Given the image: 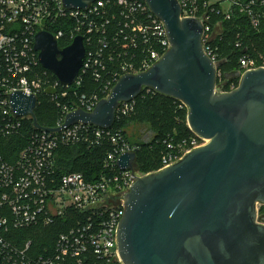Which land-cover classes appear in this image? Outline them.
<instances>
[{
  "label": "built area",
  "instance_id": "built-area-1",
  "mask_svg": "<svg viewBox=\"0 0 264 264\" xmlns=\"http://www.w3.org/2000/svg\"><path fill=\"white\" fill-rule=\"evenodd\" d=\"M177 2L181 18L193 17L202 24V49L215 64L216 76L230 74L220 69L228 59L217 45L223 38V23L239 17L245 27L258 30L264 21V0ZM42 30L52 33L60 47L82 37L84 58L71 84H61L41 66L34 37ZM242 35L240 30L235 32V49L242 47ZM168 48L163 22L142 0H92L83 9L66 8L63 0H0V138L25 135L13 162L0 154V264H85L88 259L120 263L116 228L123 196L137 177L146 174L135 168V159L132 169H120L116 163L120 154L139 149L125 138L122 128L112 127L134 111L136 97L118 104L109 128L77 122L49 131L32 123L34 130L24 132V121L32 118L12 113L10 94L34 95L35 108L41 97L52 102L58 112L52 127H60L66 114L76 109L92 111L121 76L146 70ZM259 67H264V45L259 50L243 48L233 74L239 82L244 72ZM237 85L228 84L230 90ZM221 87L215 83V91H230ZM151 91L155 90L144 89L139 95ZM204 143L194 133L177 144L169 142L158 170ZM75 145L106 148L94 180L88 181L78 171L62 172L57 166L59 149ZM56 224L61 230L43 252L32 238L19 233Z\"/></svg>",
  "mask_w": 264,
  "mask_h": 264
},
{
  "label": "water",
  "instance_id": "water-1",
  "mask_svg": "<svg viewBox=\"0 0 264 264\" xmlns=\"http://www.w3.org/2000/svg\"><path fill=\"white\" fill-rule=\"evenodd\" d=\"M92 0H63L83 9ZM164 24L169 48L144 71L119 78L92 111L76 109L59 130L77 122L109 128L115 109L144 89L171 97L187 109L188 128L205 143L176 162L137 177L123 196L116 228L121 264H264V67L248 70L236 88L215 91L216 67L202 49V24L180 17L177 0H142ZM41 66L63 85L77 77L84 58L81 36L60 47L56 37H34ZM16 116H31L36 98L9 96ZM136 155H119L117 166L132 169Z\"/></svg>",
  "mask_w": 264,
  "mask_h": 264
},
{
  "label": "trees",
  "instance_id": "trees-1",
  "mask_svg": "<svg viewBox=\"0 0 264 264\" xmlns=\"http://www.w3.org/2000/svg\"><path fill=\"white\" fill-rule=\"evenodd\" d=\"M240 20L241 18L235 17L231 22H224L223 38L217 42V45L228 55L227 61L221 63L220 69L231 71L230 74L224 73L221 77L216 76V86H222V90H230L228 84L232 81L235 83V86L238 83L233 70L236 68L237 58L241 54L242 49L259 50L264 45V21L258 30H253L245 27L240 23ZM238 30L243 33V43L240 49H235L233 41L235 32ZM64 45L66 44L64 43ZM135 101L134 111L117 123L114 121L112 127L117 126V128L124 130L127 125L136 122L149 125L155 133L153 137L149 140L134 143L139 147L135 153V168L142 173L157 171L161 166V156L165 152L166 145L169 142L177 144L179 141L188 140L193 136L186 122L187 109L184 106L180 107L181 103L178 100L155 91H151L144 96L138 95ZM34 114L36 122L41 127L54 126L58 118V112L52 102L48 103L42 97L38 99V105L35 108ZM24 123V132L34 130L31 120H25ZM123 132L125 134V131ZM24 136L20 134V136L0 138V154L9 162H13L17 157L19 150L25 142ZM105 150V147L92 150L78 145L61 148L56 154L57 166L62 172H81L88 181H92L101 171V162ZM263 211L264 207H260L258 213L260 214ZM60 230L61 227L57 224L45 228L23 229L19 233L24 238H32L34 245L38 247L39 251L43 252V247L49 248L53 245ZM33 231L36 232L35 235H33ZM85 264L100 263L95 259H88Z\"/></svg>",
  "mask_w": 264,
  "mask_h": 264
},
{
  "label": "rangeland",
  "instance_id": "rangeland-1",
  "mask_svg": "<svg viewBox=\"0 0 264 264\" xmlns=\"http://www.w3.org/2000/svg\"><path fill=\"white\" fill-rule=\"evenodd\" d=\"M125 131V135L126 138L128 139V141L130 143H135L137 141H145V140H149L153 137V135L155 134L152 129L149 127V125L147 124H143V123H131L129 125H127L124 129ZM258 212L260 210V207H264V205L262 204H258ZM264 212V211H263ZM261 212V213H263ZM260 213V214H261ZM258 213V220L261 222H264L260 217V215ZM57 225V224H56ZM36 232L33 231V235H35Z\"/></svg>",
  "mask_w": 264,
  "mask_h": 264
},
{
  "label": "flooded vegetation",
  "instance_id": "flooded-vegetation-1",
  "mask_svg": "<svg viewBox=\"0 0 264 264\" xmlns=\"http://www.w3.org/2000/svg\"><path fill=\"white\" fill-rule=\"evenodd\" d=\"M261 215V219L264 221V212L260 214ZM264 223V222H263Z\"/></svg>",
  "mask_w": 264,
  "mask_h": 264
}]
</instances>
